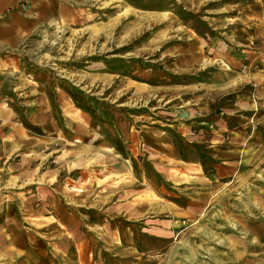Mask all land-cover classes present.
Listing matches in <instances>:
<instances>
[{
	"label": "rangeland",
	"instance_id": "obj_1",
	"mask_svg": "<svg viewBox=\"0 0 264 264\" xmlns=\"http://www.w3.org/2000/svg\"><path fill=\"white\" fill-rule=\"evenodd\" d=\"M58 1L0 68V264H264V0Z\"/></svg>",
	"mask_w": 264,
	"mask_h": 264
},
{
	"label": "crops",
	"instance_id": "obj_2",
	"mask_svg": "<svg viewBox=\"0 0 264 264\" xmlns=\"http://www.w3.org/2000/svg\"><path fill=\"white\" fill-rule=\"evenodd\" d=\"M58 3V0H0V68L9 63L10 57L20 55L29 41L39 34L45 25L57 21L63 9ZM2 90L3 86L0 79L1 102L4 98ZM8 117L10 119L9 113L0 109V126L8 120ZM245 230L247 233L250 231L248 228ZM164 231L172 232V230ZM149 232L155 234L152 230ZM185 232L184 229L181 234L186 236L188 233ZM167 237L170 238V235ZM253 237L258 244H261L264 228L255 229ZM224 241L227 250H224L222 255L212 251L213 247H218V240L209 242L210 253L207 255L206 252L203 254L199 250L200 243L198 240L186 242L178 239L176 243L171 245V249L164 254L162 264H244L243 257L234 255V252L229 248V240L225 238ZM180 243L185 246V252L181 250L183 245H179ZM176 250L179 253L177 257L173 256Z\"/></svg>",
	"mask_w": 264,
	"mask_h": 264
}]
</instances>
